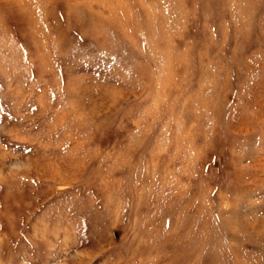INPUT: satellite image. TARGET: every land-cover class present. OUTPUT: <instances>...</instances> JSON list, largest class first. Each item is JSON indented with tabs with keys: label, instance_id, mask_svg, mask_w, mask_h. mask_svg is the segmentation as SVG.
<instances>
[{
	"label": "rangeland",
	"instance_id": "374dc122",
	"mask_svg": "<svg viewBox=\"0 0 264 264\" xmlns=\"http://www.w3.org/2000/svg\"><path fill=\"white\" fill-rule=\"evenodd\" d=\"M0 264H264V0H0Z\"/></svg>",
	"mask_w": 264,
	"mask_h": 264
},
{
	"label": "bare ground",
	"instance_id": "6f19581e",
	"mask_svg": "<svg viewBox=\"0 0 264 264\" xmlns=\"http://www.w3.org/2000/svg\"><path fill=\"white\" fill-rule=\"evenodd\" d=\"M88 1H90V0H88ZM96 1H97V0H96ZM105 1H107V0H105ZM109 1L111 2V0H109ZM98 2H99V1H98ZM113 2H114V1H112V4H113ZM118 2H119V1H118ZM160 2H162V0H160ZM90 3H91V2H90ZM102 3H103V2L101 1V4H102ZM106 3H107V2H106ZM158 3H159V2H158ZM103 4H104V3H103ZM114 4H116V3L114 2ZM119 5H120V3H119ZM104 6H105V4H104ZM113 6H115V5H113ZM116 6H117V5H116ZM108 7H109V5H108ZM108 7H107V8H108ZM105 8H106V7H105ZM110 8H111V7H110ZM110 8H109V9H110ZM113 8H114V7H113ZM109 9H107V10H109ZM118 9H119V8H118ZM111 10L113 11L112 8H111ZM109 11H110V10H109ZM109 11H108V14H112V12L110 11L111 13H109ZM115 11H116V10H115ZM124 11H126V9H125ZM117 13H119V12L117 11ZM120 13H121V12H120ZM113 14H114V13H113ZM114 15H115V14H114ZM114 15H113V16H114ZM110 16H111V15H110ZM119 16H120V15H119ZM111 17H112V16H111ZM113 18H114V17H113ZM119 18H120V17H119ZM111 19H112V18H111ZM112 20H113V19H112ZM115 20H116V19H115ZM114 25H115V23H114ZM116 25H117V24H116ZM118 26H119V25H118ZM118 26H116V27H118Z\"/></svg>",
	"mask_w": 264,
	"mask_h": 264
}]
</instances>
